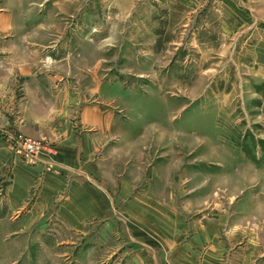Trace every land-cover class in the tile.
Instances as JSON below:
<instances>
[{"label": "rangeland", "instance_id": "1", "mask_svg": "<svg viewBox=\"0 0 264 264\" xmlns=\"http://www.w3.org/2000/svg\"><path fill=\"white\" fill-rule=\"evenodd\" d=\"M0 17L8 149L53 171L86 137L112 207L20 229L0 195V264H155L183 244L192 264H264V0H0Z\"/></svg>", "mask_w": 264, "mask_h": 264}, {"label": "crops", "instance_id": "2", "mask_svg": "<svg viewBox=\"0 0 264 264\" xmlns=\"http://www.w3.org/2000/svg\"><path fill=\"white\" fill-rule=\"evenodd\" d=\"M9 17V16H8ZM0 17V21H4ZM9 21V18L7 19ZM19 120V119H18ZM89 120L93 125L105 130V122L100 116ZM89 121V122H90ZM12 122V121H11ZM29 120L25 115L21 119V128L24 130ZM103 122V124H102ZM15 125L19 129V125ZM10 121L0 115V195L8 211L26 212L25 221L20 229L30 227L37 222L47 209L54 215L62 217L74 226L94 223L99 218H105L111 207V193L107 191L98 177V171H88L85 163L78 160L84 159L83 150L87 151V138H82L83 146L78 148L69 139L58 142L53 159V171H47L43 164L29 166L24 164L6 145L3 131L8 130ZM30 130V129H29ZM25 130V131H29ZM58 140V139H57ZM78 148V149H77ZM80 165H83L82 168ZM122 194V193H121ZM26 209V210H25ZM53 211V212H52ZM137 215L144 210L137 208ZM168 235L166 246L171 247ZM173 253L172 256L155 258V264H192V260L185 253ZM191 248V245H190ZM202 258L211 260L210 254ZM139 261V259L137 260ZM143 261V260H142Z\"/></svg>", "mask_w": 264, "mask_h": 264}, {"label": "built area", "instance_id": "3", "mask_svg": "<svg viewBox=\"0 0 264 264\" xmlns=\"http://www.w3.org/2000/svg\"><path fill=\"white\" fill-rule=\"evenodd\" d=\"M6 136L7 140L9 139L16 146L18 152H22L26 157L33 158L40 153L41 147L38 142L22 135H16L14 137Z\"/></svg>", "mask_w": 264, "mask_h": 264}]
</instances>
